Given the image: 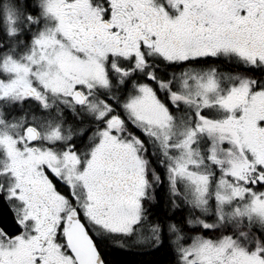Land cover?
<instances>
[{"label": "snow or ice", "instance_id": "snow-or-ice-1", "mask_svg": "<svg viewBox=\"0 0 264 264\" xmlns=\"http://www.w3.org/2000/svg\"><path fill=\"white\" fill-rule=\"evenodd\" d=\"M264 264V0H0V264Z\"/></svg>", "mask_w": 264, "mask_h": 264}, {"label": "trees", "instance_id": "trees-1", "mask_svg": "<svg viewBox=\"0 0 264 264\" xmlns=\"http://www.w3.org/2000/svg\"><path fill=\"white\" fill-rule=\"evenodd\" d=\"M115 264H147L150 261L161 260L160 254L140 255L134 252H115L112 256Z\"/></svg>", "mask_w": 264, "mask_h": 264}]
</instances>
